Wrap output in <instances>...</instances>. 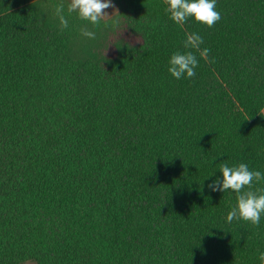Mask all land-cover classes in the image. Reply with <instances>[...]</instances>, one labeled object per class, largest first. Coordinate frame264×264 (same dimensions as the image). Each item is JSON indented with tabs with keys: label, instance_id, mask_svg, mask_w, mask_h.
Here are the masks:
<instances>
[{
	"label": "trees",
	"instance_id": "1",
	"mask_svg": "<svg viewBox=\"0 0 264 264\" xmlns=\"http://www.w3.org/2000/svg\"><path fill=\"white\" fill-rule=\"evenodd\" d=\"M114 1L139 41L80 59L34 0H0V264H264V214L229 223L236 192L207 187L264 172V0H217L210 27Z\"/></svg>",
	"mask_w": 264,
	"mask_h": 264
},
{
	"label": "clouds",
	"instance_id": "2",
	"mask_svg": "<svg viewBox=\"0 0 264 264\" xmlns=\"http://www.w3.org/2000/svg\"><path fill=\"white\" fill-rule=\"evenodd\" d=\"M217 0H166L165 11L169 18L176 24H182L189 18L207 26H212L220 19V12L216 9ZM68 11L75 12L79 19L88 21L93 26L102 22L105 16L111 17L106 9L113 7L112 0H70ZM61 28L68 26V19L63 15V5L56 8ZM112 25L118 23L114 18ZM82 35L94 38L93 31L82 29ZM203 37L192 32L187 34L184 41L186 49H197L202 58H207L209 49H200ZM199 63L197 55L191 51H176L168 58L167 71L176 79L190 78L195 76L196 67ZM221 176L211 179L207 187L211 191L231 189L237 194L236 204L226 214V221L244 220L253 224H258L264 214V190L241 191L244 186H251L254 178L264 179V172L250 169L247 163L241 162L237 165H221L219 168ZM264 256V253H261Z\"/></svg>",
	"mask_w": 264,
	"mask_h": 264
},
{
	"label": "rangeland",
	"instance_id": "3",
	"mask_svg": "<svg viewBox=\"0 0 264 264\" xmlns=\"http://www.w3.org/2000/svg\"><path fill=\"white\" fill-rule=\"evenodd\" d=\"M39 11L50 26L64 32L70 40V50L73 56L80 59L92 57H111L122 47L124 43L139 41L137 33L131 26L128 12L112 0L113 7L106 9L111 17L105 16L102 22L93 26L88 21L79 19L75 12L68 11L70 0H34ZM63 5V15L68 19V26L61 28L56 8ZM118 21L112 25V19ZM82 29L95 33L94 38L82 35ZM24 264H34L26 262Z\"/></svg>",
	"mask_w": 264,
	"mask_h": 264
}]
</instances>
